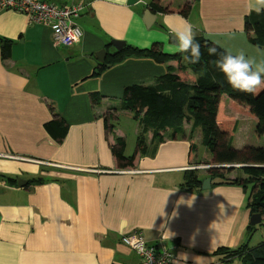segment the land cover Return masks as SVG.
Instances as JSON below:
<instances>
[{
    "label": "crops",
    "instance_id": "crops-1",
    "mask_svg": "<svg viewBox=\"0 0 264 264\" xmlns=\"http://www.w3.org/2000/svg\"><path fill=\"white\" fill-rule=\"evenodd\" d=\"M48 1L82 5L74 18L82 36L69 47L54 43L50 26L0 9V49L2 41L10 44L7 57L0 52V153L21 157H0V264H140L120 239L134 231L171 251V264H240L214 252L246 242L247 189L212 181L208 188L183 187L185 167L199 161L187 138H166L131 168H118L110 152L114 139L125 136L116 124L106 129L104 118L111 124L121 112L132 115L112 109L120 106L123 88L150 83L175 62L105 58L117 51L114 40L140 48L160 42L172 53L170 33L187 22L195 35L243 52L254 70L264 68V49L243 30L249 0H171L175 6L193 1L189 14L155 12L148 26L143 15L150 0ZM102 49L103 61L96 56ZM92 93L101 95L99 103ZM54 114L67 124L60 142L44 128ZM233 117L243 126L255 123L245 114ZM184 127L187 132L190 125ZM239 130L241 140L249 131ZM37 178L43 182H32Z\"/></svg>",
    "mask_w": 264,
    "mask_h": 264
},
{
    "label": "trees",
    "instance_id": "trees-1",
    "mask_svg": "<svg viewBox=\"0 0 264 264\" xmlns=\"http://www.w3.org/2000/svg\"><path fill=\"white\" fill-rule=\"evenodd\" d=\"M193 1L175 6L171 0H150L148 5L154 12L177 11L186 17ZM243 30L249 42L264 49V13L245 14ZM195 38L201 45L202 53L201 61L197 64L183 61L181 53L177 50L172 53L164 52L160 42H153L145 48L124 44L121 49L108 53L105 62L112 64L131 56L150 58L157 63L173 60L176 64H168L166 71L150 83H134L123 88L120 106L112 109L132 112V118L137 122L136 148L132 154L125 155L126 141L124 137L119 136L110 144V152L118 168H131L138 156L147 154L150 147L153 151L166 138H187L191 151H195V142L192 140L195 131L199 130L201 143L209 152V156H204L201 162L213 165L206 169V177H211L213 185L238 184L244 189L251 186L247 208L250 215L259 213L262 217L261 223H264V147L244 145L235 148L230 141L236 128L233 112L251 117L255 122V135H264V85L255 93L233 89L216 68L219 53L228 51L202 34L195 35ZM213 46L218 49V53L209 55L207 49ZM9 51V42L2 41L1 56L7 57ZM104 67V63L100 64L96 73ZM191 78L193 80H190ZM91 98L99 103L101 95L92 93ZM225 105L232 113L225 111ZM50 109L52 110V106ZM111 119L115 120V117ZM185 122L190 125L187 132ZM104 125L106 129H112L114 124L108 123L107 118H104ZM44 128L60 142L66 134L67 124L60 116L54 114L52 119L44 124ZM148 133L151 134L149 141ZM233 170L238 172L231 176ZM203 178L197 169H187L182 186L198 189ZM9 179L15 182L14 178ZM32 182L41 183L43 180L37 178ZM254 229L255 225L248 224V235ZM214 254L221 261L237 260L240 264H264V241L255 246H249L247 241L235 248L221 246Z\"/></svg>",
    "mask_w": 264,
    "mask_h": 264
},
{
    "label": "built area",
    "instance_id": "built-area-1",
    "mask_svg": "<svg viewBox=\"0 0 264 264\" xmlns=\"http://www.w3.org/2000/svg\"><path fill=\"white\" fill-rule=\"evenodd\" d=\"M81 8L82 5L79 4L58 5L48 0H0V9L25 15L29 24L50 26L54 43L64 47L71 46L82 36V29L74 20ZM0 157L21 158L9 153H0ZM210 165L203 164L192 167L207 169ZM120 239L136 252L140 258V264L172 263V252L167 249L158 250L156 246L148 244L141 231L123 234Z\"/></svg>",
    "mask_w": 264,
    "mask_h": 264
},
{
    "label": "clouds",
    "instance_id": "clouds-1",
    "mask_svg": "<svg viewBox=\"0 0 264 264\" xmlns=\"http://www.w3.org/2000/svg\"><path fill=\"white\" fill-rule=\"evenodd\" d=\"M264 13V0H249L247 14ZM177 51L181 53L182 60L189 64L201 61V45L195 38L194 28L191 23H185L182 30L175 34ZM209 55L218 53L216 47L207 49ZM216 68L223 74L224 80L233 89L244 93H255L264 85V68L254 70L252 61L243 52L233 54L220 52ZM172 235V234H171Z\"/></svg>",
    "mask_w": 264,
    "mask_h": 264
},
{
    "label": "rangeland",
    "instance_id": "rangeland-1",
    "mask_svg": "<svg viewBox=\"0 0 264 264\" xmlns=\"http://www.w3.org/2000/svg\"><path fill=\"white\" fill-rule=\"evenodd\" d=\"M180 1V0H178ZM185 1V0H181ZM198 16V10L195 7L193 10L192 17ZM225 111L227 113H232L231 111L229 112V108L225 105ZM112 124L118 125L117 128L122 130L123 135L125 136V141H126V148L125 151L128 154H132L135 151L136 148V133L135 129L137 127V122L132 118V115L126 112H121L119 116L115 118V120L112 121ZM248 125L243 126V122H236V128H235V133L232 135L231 138V144L235 148H241L244 145H253V146H262L264 147V135L262 136H256L254 133V126L251 125L250 123H247ZM244 127V128H241ZM239 129H247L249 132L246 134L242 139H239L238 133L241 131ZM196 133L193 136V142H195V151H193V155L197 156L198 162L194 164H190L185 167V170H192V169H197L198 174L200 177L204 176L207 174L206 168L198 167V168H193L192 166H197V165H203L206 162H201V159L204 156H209V152L207 148L201 143L200 138L196 137ZM166 136V135H165ZM240 142H245L243 145H241ZM213 165H210V167ZM188 167V168H187ZM209 168V167H208ZM207 168V169H208ZM237 170H233L231 172L232 175L237 174ZM251 186H248L247 188V197H248V192ZM243 188V187H242ZM244 189V188H243ZM246 241L248 242L249 246H255L259 244L260 242L264 241V223L256 224L255 229L252 230V232L248 235L247 233V239Z\"/></svg>",
    "mask_w": 264,
    "mask_h": 264
},
{
    "label": "water",
    "instance_id": "water-1",
    "mask_svg": "<svg viewBox=\"0 0 264 264\" xmlns=\"http://www.w3.org/2000/svg\"><path fill=\"white\" fill-rule=\"evenodd\" d=\"M155 12H152L150 10V8H147L144 10V15H143V19L145 21V24L148 26L150 25L153 20H154V15ZM170 37L172 39L175 38V34L174 33H170ZM114 47L119 50L123 47V41L121 40H114L112 41ZM104 54H105V49H102L98 52H96V56L98 57L99 60L103 61L104 60ZM242 166V165H241ZM17 183L20 185V184H25L26 183V180H23L21 178H18L17 179ZM211 183V177L210 176H207L205 177L203 180H202V183H201V187L202 188H208L210 187V184ZM249 222L251 225H256V224H259L262 222V217L259 213H253L250 215V219H249ZM158 250H161V248L158 247Z\"/></svg>",
    "mask_w": 264,
    "mask_h": 264
}]
</instances>
